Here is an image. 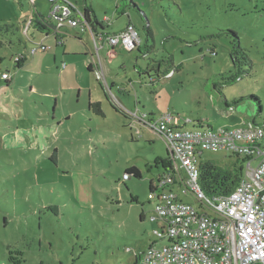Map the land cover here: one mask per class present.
<instances>
[{"label":"rangeland","instance_id":"rangeland-1","mask_svg":"<svg viewBox=\"0 0 264 264\" xmlns=\"http://www.w3.org/2000/svg\"><path fill=\"white\" fill-rule=\"evenodd\" d=\"M86 1L99 19H109V27L121 28L130 20L141 40L139 51L118 46L114 56L108 48L97 55L89 33L64 28L65 44L86 50L72 57L68 70L77 72L66 77L64 48L52 36L42 43L39 33L29 35L28 43L11 27L4 37L13 44L0 37V74L11 73L3 89L20 101L24 113L14 122L34 141L20 150L0 146V264H144L139 257L135 261L134 253L154 238L157 225L146 216L154 204L147 196L150 181L168 169V159L164 166L159 162L165 161L166 143L119 108L137 111L138 117L172 114L181 125L189 119L187 128L264 121V0H130L137 9L123 0ZM45 2L34 3L40 13ZM33 12L31 1L0 0V25L28 20ZM146 22L152 37H147ZM233 33L251 65L241 68L240 80L227 81L236 71L229 55ZM40 43L48 49H40ZM54 53L59 54L55 63ZM17 54L25 56L20 68L11 61ZM90 54L105 81L83 72L80 63ZM105 83L112 86L111 92L103 88L110 104L100 88ZM95 97L102 99L103 117L88 107ZM55 104L56 115L71 117L46 127ZM12 130L0 125V133ZM55 150L57 164L46 157ZM228 156L205 154L224 166L234 161ZM129 167H136L141 177L124 179Z\"/></svg>","mask_w":264,"mask_h":264},{"label":"built area","instance_id":"built-area-1","mask_svg":"<svg viewBox=\"0 0 264 264\" xmlns=\"http://www.w3.org/2000/svg\"><path fill=\"white\" fill-rule=\"evenodd\" d=\"M28 1L35 8L37 0ZM46 2L47 19L60 36L58 44L63 42L64 28H80L83 33L92 34L96 54L107 47L113 55V48L118 46L133 52L141 45L136 27L131 23L114 34H96L77 3L72 0ZM32 16L29 15L22 28L25 37H29ZM104 21L110 23L106 18ZM40 44V49L47 50L48 47ZM93 73L95 79L101 81L103 77L105 81L99 65ZM8 78L9 73L1 74L2 80ZM104 87L111 92L107 83ZM126 114L138 117L136 111ZM138 118L164 139L169 165L167 171L151 181L147 196L154 204L146 215L157 225L153 230L154 240L139 254L134 253V257H139L144 264H264V123L243 122L217 129L198 123L187 128L189 119L181 125L179 117L172 114ZM218 152H225L228 158L243 159L244 171L229 194L209 197L198 182L199 158L205 153ZM129 177L124 175V179ZM176 189L190 195L194 202L183 200Z\"/></svg>","mask_w":264,"mask_h":264},{"label":"trees","instance_id":"trees-1","mask_svg":"<svg viewBox=\"0 0 264 264\" xmlns=\"http://www.w3.org/2000/svg\"><path fill=\"white\" fill-rule=\"evenodd\" d=\"M122 2L126 3L127 6L129 5L130 7L137 9V7L134 5V3H132L130 0H123ZM118 7H121V6L118 5L116 8V11H118L120 9ZM84 11H85L86 20L91 23L93 30L96 29L95 26H97L98 28L102 27V22H99L98 20H96L94 16H93L92 20L90 19L88 8H85ZM19 19L21 20V17H19ZM47 20H49V19L46 18V21ZM19 23L17 22L16 24H12V23L4 22L3 24L0 25V32L3 34V35L0 34V37L1 36L3 37V41L6 44L7 43L13 44L11 39L6 40V38L4 37V36L9 35L11 27H14L20 33V35H22L23 23H26V20L20 21ZM45 24L42 21H40L36 15L32 16V20H31L30 25H29L30 30L28 31V35H31L33 37L34 33H44L47 30L46 29L47 27L45 26ZM145 29H146L147 37H152V31H151L150 27L148 26L147 22H146ZM233 35H234V39L231 40V50H230L229 55H230V59L232 61L233 66L236 68V71L234 74L229 76L227 81L240 80L241 77H239V75H241L243 73L241 68L243 66H250L251 65L248 56L246 55L244 50L239 46L238 37L236 36V33H233ZM26 39L29 43L28 37H25V41H26ZM6 44H4V45H6ZM136 50L139 51V49H136ZM209 51L212 54H215V51L213 48H209ZM15 57H18L17 61L14 60ZM15 57H13V59L11 61L13 62L14 66L16 68H20L22 65H24L25 56L22 54H17V55H15ZM88 70L91 71L90 66L88 67ZM3 72H7L11 75V73L8 70H4ZM1 74H0V76H1ZM5 81H6V84L10 83L9 80H5ZM101 86H102V88L105 89L104 85L101 84ZM106 96L109 98L107 93H106ZM233 103H236V101H234ZM88 107H89V109L92 110V112L94 114L102 116V111L100 109L99 103L89 102ZM114 107L117 108L115 105H113V108ZM118 110H120L123 115L127 116L126 112H124L122 109L119 108ZM252 122L255 124H263L264 123V121L257 123L254 120ZM205 154H203L201 156V158H199L200 163H199L198 182H199V185H200L202 191L209 197L229 194L231 191H233V189L235 188V186L237 185V183L239 182V180L242 176L243 159L238 158V157H230V158H233L234 161H233V163L229 162L227 165H225L227 167H225L224 165L215 164V162L212 159L205 157ZM167 159L168 158H166L165 161L160 160L159 161L160 164L162 163L163 165H165L167 163ZM48 160L50 162H53L54 164H57L55 154L51 155L48 158ZM125 174H128L129 176L132 175L136 178L141 177L140 171L136 167L127 168ZM149 190H150V186H149ZM143 219H144L143 216H141L140 220L143 221ZM143 250H141V252ZM139 253H140V251H138V254ZM137 259H138V257H135V261Z\"/></svg>","mask_w":264,"mask_h":264},{"label":"crops","instance_id":"crops-1","mask_svg":"<svg viewBox=\"0 0 264 264\" xmlns=\"http://www.w3.org/2000/svg\"><path fill=\"white\" fill-rule=\"evenodd\" d=\"M47 1V0H46ZM36 3V2H35ZM78 4V3H77ZM45 5H46V9H45V11H44V13H40L38 10H37V6L35 5V8L33 7V11L35 12H33V14L34 15H36L37 17H38V19L40 20V21H42L44 24H45V26L47 27L46 29V31L44 32V33H39L41 36H40V40L42 41V43H43V41L44 40H46L48 37H50V36H52L54 39H55V45L58 47V46H60V47H62V48H64V50L62 51V53H63V55H64V58H65V60H63V64H65V69L67 70L66 72H65V76L67 77L68 76V74H69V72H72L73 74H75L76 72H77V70L76 69H73L72 71H69L68 70V68H69V66H71L73 63H74V60H73V56H75V54H76V52H78V51H80V53H78V54H83L84 52H86V50H84V49H81V48H79L78 49V47L77 46H72L69 42H67L66 44H65V41H66V39H67V37L66 36H68L67 34H68V30H65V31H63L62 30V33H63V37H62V44H58L57 43V41H58V39L60 38V36H58V35H56L55 34V31H54V24L50 21V20H47L46 21V18H47V9H48V6H47V4H46V2H45ZM78 6H80V4L78 5ZM81 7V6H80ZM82 9H85V8H88L89 9V16H90V19L92 20L93 19V16L95 17V19L96 20H98L99 22H102V27H97V26H95L96 27V29L94 30L95 32H96V34H114V33H117V32H119V31H121L122 29H124V27L128 24V23H131V24H133L130 20H128L127 21V23H126V25H123V26H121V28L120 27H116V28H112V25L109 27V25H110V23L109 24H107V23H104V19L103 20H101V19H99L98 17H97V15H96V12H95V10L93 9V6H92V4L90 3V5H88L87 4V1L86 0H84V3H82V7H81ZM21 13H23L22 11H21ZM20 13V14H21ZM19 14V15H20ZM33 14H31V15H33ZM19 17H21L22 18V15L21 16H19ZM18 17V18H19ZM106 19H108V18H106ZM109 20V19H108ZM149 26V25H148ZM33 32V31H32ZM36 34H38V33H34V35L33 36H35ZM86 34H88V33H86ZM90 34V33H89ZM91 36H92V34H90ZM141 46V45H140ZM80 47H82V46H80ZM107 47H104L103 49H106ZM102 49V50H103ZM117 49V47H115V48H113V50H112V52H113V56H114V51ZM101 50V51H102ZM100 51V52H101ZM100 52H99V54H97V55H100ZM107 53H109V55H110V52H111V50L110 49H108L107 51H106ZM85 55V54H84ZM146 55H147V53H146ZM59 57V54H57V53H54V55H53V63H55V61H54V58H56V57ZM93 55H91L90 54V58L88 57L87 58V55L86 56H84L85 58H87L85 61H83V63H80V65H81V67H82V70H83V72H84V70H87L89 73H91L92 75H93V70L95 69V67L96 66H98L99 64H97L96 63V61H93V57H92ZM116 56V55H115ZM47 57H44L43 59H41L40 61H43L44 59H46ZM48 66V65H47ZM91 67V71L90 70H88V67ZM49 68H53V67H49ZM64 74V72H62V75ZM94 76V75H93ZM1 77V76H0ZM62 77V76H61ZM95 79V78H94ZM85 81H86V78H85ZM84 81V82H85ZM1 82H4V86H3V84L1 83ZM100 83V82H99ZM113 84V83H112ZM101 85V84H100ZM6 86H9V84H6V81H4V80H2L1 78H0V125L1 124H7L8 126H13V130L11 131V132H6V133H0V146L1 147H10L11 149L12 148H16V149H22L23 147H26V146H29V145H31V144H33V140H32V137H30V136H28L27 134H25L23 131H22V128L19 126V125H17L14 121L17 119V118H21L22 116H23V110L21 109V106L19 105V102L20 101H17V100H15L14 98H12V97H8V95H9V93H8V90L6 89V90H4L3 89V87H6ZM84 86H87L88 87V84L85 82V85ZM95 86H96V84H95ZM96 88H98L97 86H96ZM100 88L101 89H103L102 88V86H100ZM110 88L112 89V86H110ZM119 89H121V88H119ZM83 91V88H79V94L81 95V92ZM91 92V90L89 91V93ZM90 94H93V92L92 93H90ZM103 96H104V98L106 99V102H109V104L111 103V101H110V98H108L107 96H106V91L103 89ZM48 98V100H51V97H47ZM12 99H14V100H12ZM89 102H91V103H99V105H100V107H102L103 106V103H102V99L101 98H98V97H95V99L94 98H90L89 99V101H88V103ZM43 105L44 106H46L45 108L46 109H48V107H47V104H45V103H43ZM227 107H229L228 105H227ZM233 108H235V107H233ZM57 110V107H56V104H55V106H54V111H52V112H49V115H50V118H49V120H48V124H45V126L46 127H50V128H53L54 127V120L55 119H57L58 120V125H60L62 122H63V119H64V116H66V118H65V121H67V120H69L70 119V117H71V114H60V116H58V115H56V113H55V111ZM3 112H5V116H3ZM232 114H235V112H232ZM85 115H88V112L85 114ZM95 115V114H94ZM230 115H231V113H230ZM97 116V115H96ZM104 116V114H103V112H102V116H99V117H103ZM136 116H138V113H137V111H136ZM39 117V116H38ZM127 118H129L128 116H126ZM132 117V116H131ZM153 116H148L147 117V119H150V118H152ZM134 118H137V120H134V122H138V124L139 125H141V126H144V127H147V125H145L143 122H141L140 121V119L138 118V117H134ZM4 122V123H3ZM243 122H245L244 120H241L240 122L238 121V122H236L234 125H232V126H236V125H239V124H242ZM206 125H208V124H206ZM209 126V125H208ZM218 127H216V128H214V127H212V126H210V127H212L213 129H217V128H221V127H226V126H219V125H217ZM167 153V152H166ZM49 154V153H48ZM47 154V158H49L51 155H53V154H55V156H57L56 155V150L52 153V154H50V155H48ZM166 158H167V155H166ZM165 158V159H166ZM56 161L59 163V160H57L56 159ZM164 166V165H163ZM163 172H165V170H163ZM152 181V180H151ZM151 181H150V185H151ZM149 185V186H150ZM150 210H148L147 212H149ZM141 216H143V218H145V214L143 213V214H141ZM155 224V223H154ZM153 240H154V238H153ZM150 241H152V240H149V242ZM149 242H147V243H145L144 244V247L142 248V250L144 249V248H146V246L149 244ZM141 251V250H140Z\"/></svg>","mask_w":264,"mask_h":264},{"label":"clouds","instance_id":"clouds-1","mask_svg":"<svg viewBox=\"0 0 264 264\" xmlns=\"http://www.w3.org/2000/svg\"><path fill=\"white\" fill-rule=\"evenodd\" d=\"M140 48V47H139ZM139 48H137V49H139ZM110 88V87H109ZM110 90H111V88H110ZM115 95V94H114ZM116 97V96H115ZM116 99L118 100V102L120 101L117 97H116ZM120 103V102H119ZM121 104V103H120ZM122 105V104H121ZM123 106V105H122ZM127 116H128V114H127Z\"/></svg>","mask_w":264,"mask_h":264}]
</instances>
